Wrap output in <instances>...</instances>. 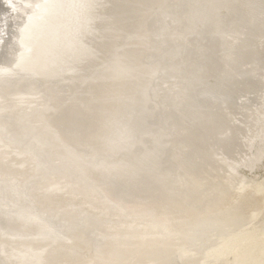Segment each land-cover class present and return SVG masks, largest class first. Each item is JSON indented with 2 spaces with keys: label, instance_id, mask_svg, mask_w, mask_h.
<instances>
[{
  "label": "bare ground",
  "instance_id": "obj_1",
  "mask_svg": "<svg viewBox=\"0 0 264 264\" xmlns=\"http://www.w3.org/2000/svg\"><path fill=\"white\" fill-rule=\"evenodd\" d=\"M259 164L264 0H0V264H264Z\"/></svg>",
  "mask_w": 264,
  "mask_h": 264
},
{
  "label": "rangeland",
  "instance_id": "obj_2",
  "mask_svg": "<svg viewBox=\"0 0 264 264\" xmlns=\"http://www.w3.org/2000/svg\"><path fill=\"white\" fill-rule=\"evenodd\" d=\"M228 151L230 152V148H226V150H224V153L228 154L229 153ZM222 160L224 161V164L227 167L232 168L234 170L235 167H234L233 163H231L230 161L225 160V159H222ZM252 175L255 176V177L263 176L264 175V167L259 164L258 166L255 167Z\"/></svg>",
  "mask_w": 264,
  "mask_h": 264
}]
</instances>
